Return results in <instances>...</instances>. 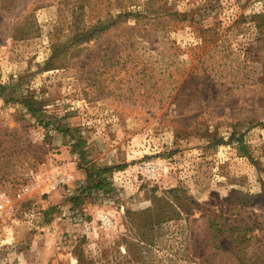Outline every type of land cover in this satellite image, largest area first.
Segmentation results:
<instances>
[{
  "label": "rangeland",
  "instance_id": "1",
  "mask_svg": "<svg viewBox=\"0 0 264 264\" xmlns=\"http://www.w3.org/2000/svg\"><path fill=\"white\" fill-rule=\"evenodd\" d=\"M0 264H264V0H0Z\"/></svg>",
  "mask_w": 264,
  "mask_h": 264
},
{
  "label": "trees",
  "instance_id": "2",
  "mask_svg": "<svg viewBox=\"0 0 264 264\" xmlns=\"http://www.w3.org/2000/svg\"><path fill=\"white\" fill-rule=\"evenodd\" d=\"M142 14L141 12L139 13V15ZM110 25V24H109ZM100 29H103V27H98L96 29H93L92 32H96L97 30H100ZM84 34H86V32L83 33L82 36H84ZM91 36V35H89ZM86 38V37H85ZM29 105V104H28ZM33 110V109H32ZM124 166L123 165H119L117 168L118 169H121L123 168ZM114 169V167H106V168H100L98 169L97 172H89L88 173V181H91L93 182L94 184V187L95 188H103L105 187V184H104V181H103V178H102V174L105 173V172H110ZM97 177H99V179H97ZM84 192H87L86 190H84ZM82 196L81 195H78V196H74L72 197V200L75 201V202H78L79 200H81ZM171 205V204H170ZM178 207V205H176ZM171 207H174L173 205H171ZM174 212H175V209H173ZM167 212V211H165ZM171 212V211H170ZM166 214V213H164ZM164 214H161V213H155V214H151V216L149 217V219L151 221H155V220H158L162 217L163 219V215ZM167 215V214H166Z\"/></svg>",
  "mask_w": 264,
  "mask_h": 264
}]
</instances>
